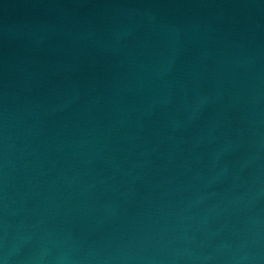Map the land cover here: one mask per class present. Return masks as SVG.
Segmentation results:
<instances>
[{"label": "water", "instance_id": "95a60500", "mask_svg": "<svg viewBox=\"0 0 264 264\" xmlns=\"http://www.w3.org/2000/svg\"><path fill=\"white\" fill-rule=\"evenodd\" d=\"M0 264H264V0H0Z\"/></svg>", "mask_w": 264, "mask_h": 264}]
</instances>
